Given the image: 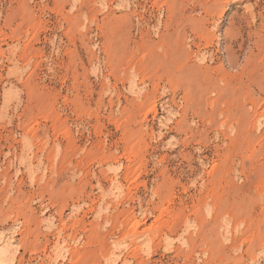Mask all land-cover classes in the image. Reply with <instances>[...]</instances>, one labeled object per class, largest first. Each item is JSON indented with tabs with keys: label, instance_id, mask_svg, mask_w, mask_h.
<instances>
[{
	"label": "rangeland",
	"instance_id": "374dc122",
	"mask_svg": "<svg viewBox=\"0 0 264 264\" xmlns=\"http://www.w3.org/2000/svg\"><path fill=\"white\" fill-rule=\"evenodd\" d=\"M0 264H264V0H0Z\"/></svg>",
	"mask_w": 264,
	"mask_h": 264
}]
</instances>
